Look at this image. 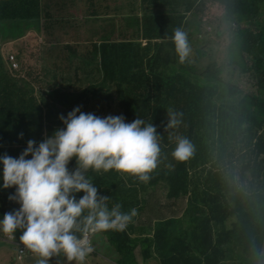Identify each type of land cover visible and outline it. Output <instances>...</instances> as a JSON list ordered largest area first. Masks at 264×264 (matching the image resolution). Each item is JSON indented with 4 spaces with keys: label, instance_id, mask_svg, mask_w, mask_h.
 <instances>
[{
    "label": "trees",
    "instance_id": "1",
    "mask_svg": "<svg viewBox=\"0 0 264 264\" xmlns=\"http://www.w3.org/2000/svg\"><path fill=\"white\" fill-rule=\"evenodd\" d=\"M130 1L134 6L140 4L137 0ZM113 2L115 9H119L118 0ZM3 3L5 0H0L1 24L16 26L25 24L26 20L34 22L32 25H41L40 34L30 32L26 36L16 37L15 41L23 37L25 47L15 51V57L9 56L13 67L12 58L18 66L22 64L24 70L28 69L34 58L41 57L39 51H45L47 62L59 58L60 61L79 63L75 72L66 71L63 73L66 77L62 79L78 80L81 67L87 62L98 69L103 80L91 87L73 91L71 83L68 87H62L67 84L59 83L55 77V82L50 84L51 90L40 93L39 102L34 88L26 80L24 84L30 86L28 90L18 87L16 83L9 84L4 70H1L4 66L0 58V154L17 157L27 140L39 142L50 135L60 121L58 116L66 115L76 106H80L85 113L89 112V108L100 110L97 114L123 112L129 122L138 116L153 125L158 123L162 132L168 135L172 133L173 137H186L189 142L193 138V153L185 161L174 160L170 153L164 151L165 144H160V164L150 174L151 179L147 183L125 173L124 178L115 170L102 171L101 175H98L99 172L89 173L96 181L93 183L98 193L109 196V207L118 202L122 211L136 208L137 215L124 231L97 233L95 239L98 237L97 241L101 239L104 242L105 251L99 253L97 242L93 241L94 251L86 261L92 256H104L110 264H249L248 259L241 260L239 256H234V245L245 243L247 248L241 254L254 255L256 251L250 248L261 249L263 241L260 245L254 242L264 220L255 226L243 220L237 210L226 205L228 200L240 202L251 199L255 191V199L261 204L257 208V215L264 208V100L257 96L242 97L247 88L246 80L239 82L243 86L241 89L229 83L226 91L229 95L217 98L223 73L217 71L215 65L210 66L209 73L202 76L204 80L197 76L198 79L192 81L178 74L190 66L191 57L188 55L183 63L178 62L171 36L176 28L185 32L186 18L170 16L169 10L158 9L163 0L141 1V8L150 9L151 13L144 14L140 33L135 32L134 28H131L133 32L123 31L124 24L129 28L133 22L131 16L122 13L119 19L122 31L103 36L97 34L94 41H86L90 46L79 44L83 41L76 32L82 27L81 21L61 16L55 26V14L43 10L41 0H9L2 7ZM59 3L56 2L57 5ZM186 3L188 13L197 7H201L203 13L212 10L213 14L219 8L223 9L221 21L239 27L235 42L236 48H239L237 55L242 57L249 53L264 57V26L259 25L264 0H186ZM132 11L135 12V7ZM47 16L52 23L48 24ZM103 24L106 26L102 30L107 29L110 21ZM185 33L190 48L194 36ZM226 36L223 31L216 30L214 42L222 45ZM239 37H242V42L238 41ZM195 44L204 46V40H198ZM234 50V46L229 49V59L233 58L229 54ZM262 64L263 60H260L256 66L264 69ZM205 80L216 83L217 89L210 84L203 85L202 81ZM43 82L38 75L36 83L39 85ZM261 84L264 85V80ZM221 98L224 100L219 103ZM169 109L180 113V124L175 129L165 131L167 122L160 121ZM232 124H235L233 130ZM227 131L232 140L229 139L230 144L220 149L226 152L231 166L232 160L237 161V180L233 171L228 174L222 168L225 156L219 154L218 162L213 158L216 145L221 144L228 135L212 138ZM207 133L209 138H206ZM18 134H22V137L18 138ZM209 139H212L210 145L207 144ZM165 141H168L167 137ZM73 165L74 161H70L69 167ZM161 181L168 184L167 187ZM13 191L14 188L0 190V215L19 207L7 199ZM80 195L82 193H78L77 197ZM186 198L187 220L165 222L162 217L157 220L164 213L162 210L167 202L172 206ZM157 208V214L148 211ZM144 214L147 217H143ZM234 220L238 224L229 227L228 223ZM157 222L160 223L156 225ZM138 233L145 236L139 238ZM1 250L12 251V247L6 244ZM51 261L52 264H63L62 257L59 261L50 258V264ZM29 264H34V260Z\"/></svg>",
    "mask_w": 264,
    "mask_h": 264
},
{
    "label": "clouds",
    "instance_id": "2",
    "mask_svg": "<svg viewBox=\"0 0 264 264\" xmlns=\"http://www.w3.org/2000/svg\"><path fill=\"white\" fill-rule=\"evenodd\" d=\"M163 5L159 6L161 10H168ZM191 18L192 13L186 16L185 32L193 36ZM185 32L176 28L171 36L180 63L190 51ZM18 69L19 66L14 70ZM81 75L86 80L96 78L92 71L91 76L86 75L84 65L79 79ZM63 77L66 76L62 74ZM71 86L73 91L79 90ZM80 108L76 106L66 115H59L56 129L39 142L27 140L17 157L0 154V190L14 188L7 199L19 205L0 215V248L10 245L17 256L27 259L23 264L32 260L34 264H50L53 257L56 261L62 257L63 264H85L94 251L92 242H97V233L121 232L133 221L137 209L122 211L118 202L109 207V196L98 193L90 172L115 170L147 183L160 164V144H165L164 151L171 150L176 161H185L193 153V145L186 137L168 135L158 123L153 125L138 116L125 122L123 112L97 114L100 110L89 108L85 113ZM179 116L169 109L164 130L178 127ZM70 161H74L71 168ZM78 193L82 195L77 197ZM0 264H16V258L0 249Z\"/></svg>",
    "mask_w": 264,
    "mask_h": 264
},
{
    "label": "rangeland",
    "instance_id": "3",
    "mask_svg": "<svg viewBox=\"0 0 264 264\" xmlns=\"http://www.w3.org/2000/svg\"><path fill=\"white\" fill-rule=\"evenodd\" d=\"M166 2L163 0V4ZM168 5V6H167ZM165 9L173 10L175 8L178 9H185L186 4H183L181 1L178 3L170 2L167 3L166 6H163ZM159 9H163L162 7H159ZM66 14V10L62 11ZM223 14V9L219 8L214 14L212 10H208L205 13H203L201 7L195 8L192 12V18L189 19V22L191 23L192 29H194V42L190 45V51H189V58L190 59V66L185 67V71H179L178 74H182L185 76L190 77L192 80H196L195 76H203L206 73H209V67L212 65H215V69L217 71H221L223 74L221 75V84L219 85V94L216 96L217 98L222 97L223 95H226L227 91V85L230 83L233 85V87L237 86L239 89L243 87L239 84V82L242 81V79L246 80V86L245 91H243L242 97H253L257 96L260 99L264 100V85L261 84V81L264 80V69L260 68L259 66H256V63H259L260 60H263V68H264V57L259 58L255 56L254 54H249L248 56L243 55L242 57L237 55V51H239V48H236L235 42L238 37V26H235L233 24H225L221 21V16ZM24 22H30L24 20ZM31 22L29 25L22 24V25H13L11 23L9 24H0V58L2 59V64L4 67L1 68V70H4L7 79L9 81V84L16 83L18 87L24 88L28 90L30 86L27 84L25 86V80L26 83H30L31 86L34 88V94L37 97V100L40 102V93H43L45 91H48L50 89V84H53L55 82V77L58 80L59 83L65 82L67 85L72 84L76 89L85 88L87 86H90L91 84H99L103 80V77L101 76V73L96 69L95 67H92L91 70V64L87 63L85 64V70L86 75L91 76V71L93 75H96L95 79L92 80H86L84 76L81 75V79L76 80V78H73L72 80H66L61 79V75L65 73L66 71L72 70V72H75L77 67L79 66V63L77 62H67V61H60L59 58L55 60H50V62H47L45 59V51H39L41 54V57L34 58V61L30 65L28 69H23L22 64H19V70L17 72H14V67L11 65V62H9V59L14 56L15 51L18 52L20 48H24L25 44L22 43V39L16 40V37L23 36V34L26 36L28 33H36L40 34V29L38 26L32 25ZM189 25V24H188ZM259 25L264 26V12L260 15V21ZM27 26V27H26ZM191 28V27H190ZM216 30L223 31L227 34L225 41L222 45H218V42H214L215 39V32ZM81 33L82 30H79ZM199 32V34L197 33ZM192 34V33H191ZM202 35V37H201ZM257 36V33L254 34ZM198 40H204V46H199L198 44H195ZM13 41V42H11ZM239 42H242V37H239ZM169 42V40H168ZM67 44H69L67 42ZM85 45L90 46V43H85ZM234 46V51L231 52L229 55L233 56V58L229 59L228 53L229 49ZM260 46H262L260 44ZM251 48V46H246ZM201 50H203V53H201ZM199 52V54H197ZM9 53V54H8ZM8 54V55H7ZM11 55V56H10ZM10 56V58H9ZM15 57V56H14ZM60 61V62H59ZM54 63V65L52 64ZM259 71H261L259 73ZM234 72L235 74H232ZM242 74V76H240ZM30 75V76H29ZM38 75L42 78L44 81L42 84H37L36 81L38 79ZM95 77V76H92ZM204 80V79H202ZM202 84H210L213 87H216V83H211L210 81H202ZM99 88L101 86H98ZM217 89V87H216ZM242 91V90H241ZM229 94H227L228 96ZM234 99V97H232ZM224 98H221V101L219 103H222ZM125 119V118H124ZM167 120V115H163L161 117L160 122H165ZM125 122H129L127 119H125ZM232 130L235 124H232ZM234 132V131H233ZM225 134L228 135V131L223 132L222 135L216 134L212 139H219L223 137ZM209 133L206 134V138H209ZM212 139H209L207 141V144L210 145L212 143ZM230 136L226 137L221 144L216 145V148L213 152V158L215 159V162H218V155L225 156L224 159V166L222 167L225 169L228 174H230L231 171L235 174V179L237 180L239 178V172L236 169L237 161L232 160V166L229 164V161H227L226 152L223 149H220L221 147H224V145L230 144ZM193 138L190 140V143L193 145ZM231 148H229L230 150ZM228 150V152H229ZM166 152L171 153L170 149H167ZM206 165H212V164H206ZM220 166L222 164H219ZM102 173H98V175H101ZM97 175V174H96ZM118 175L126 178L123 173L119 172ZM114 177V176H112ZM93 182H96L93 180ZM161 184L167 185L161 181ZM125 187H127L125 185ZM128 188V187H127ZM255 191L252 193L251 199L246 198L242 201H234V200H228L226 205H228L230 208L237 210V213L242 217L243 220H247L252 222L255 226L259 224L260 221L264 220V208L261 210L260 215H257V208L260 207V202L256 201L255 199ZM167 207V208H166ZM188 207V198L184 199L180 203H176L172 206H170L169 202H167L166 206L162 210L164 212L163 214H160L159 217H162V219L167 222L168 220H187V217L185 216L186 209ZM167 210H166V209ZM157 209L148 210L150 213H156ZM161 212V213H162ZM143 217H147L145 214ZM237 221L234 220L230 223H228V226L231 227L233 224H236ZM264 223L263 226L259 228L257 239L255 240V244L260 245L263 241L262 247L259 250L258 247H251L250 249H254L256 253L252 256H245L242 255L241 252L247 248V244L245 243H236L234 245V256L240 257L241 260L248 259L249 264H264ZM151 233L149 232L148 235ZM257 235V230H256ZM144 233H138L137 237L142 238L144 237ZM15 247V246H14ZM97 248L99 249V253H104V242L99 239L97 241ZM259 251V252H258ZM258 252V254H257ZM258 257V260H257ZM27 261V259H25ZM85 264H110V262L104 257H96L92 256L90 260L86 261ZM153 264V263H151Z\"/></svg>",
    "mask_w": 264,
    "mask_h": 264
},
{
    "label": "crops",
    "instance_id": "4",
    "mask_svg": "<svg viewBox=\"0 0 264 264\" xmlns=\"http://www.w3.org/2000/svg\"><path fill=\"white\" fill-rule=\"evenodd\" d=\"M141 1V0H137ZM166 3H169L171 0H164ZM175 2H182L186 4L185 9L175 8L169 10L170 16H184L186 18L191 17V12L187 11L186 0H173ZM42 9L52 12L55 14L54 21L55 26H57V21L61 16H66L69 18L78 19L82 22V27L79 30H82L80 33L79 30L76 32L78 36L81 37L80 41H94L97 34L107 35L113 33H119L122 31L120 28L119 19L121 14L125 13L128 16L132 17L133 26L129 28L124 24L123 31L133 32L131 28H134L135 32L140 33L143 26V17L144 14L149 15L151 13L150 9L143 10L141 4L132 5L130 0H118L119 9H115L113 0H41ZM56 2H60L58 5ZM168 6V5H167ZM135 7V12L132 9ZM66 10V14L62 11ZM106 10V11H105ZM178 13H175V12ZM48 24L52 23L50 17H46ZM53 21V22H54ZM110 21L109 27L102 30L106 25L103 23ZM26 25H29L31 22H24ZM1 24V22H0ZM35 26H41L40 23L35 24ZM40 29V28H39ZM56 29V28H55ZM33 32V30L31 31ZM79 41V42H80ZM1 249V248H0ZM9 255L16 258V264H23L24 258L17 256L16 252L8 251Z\"/></svg>",
    "mask_w": 264,
    "mask_h": 264
},
{
    "label": "built area",
    "instance_id": "5",
    "mask_svg": "<svg viewBox=\"0 0 264 264\" xmlns=\"http://www.w3.org/2000/svg\"><path fill=\"white\" fill-rule=\"evenodd\" d=\"M11 61L14 63V69H17L18 65L15 63L14 58H12Z\"/></svg>",
    "mask_w": 264,
    "mask_h": 264
}]
</instances>
